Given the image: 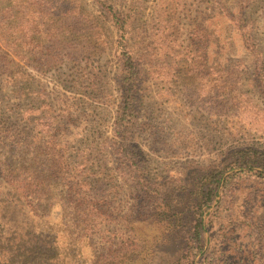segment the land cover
I'll return each instance as SVG.
<instances>
[{
  "label": "rangeland",
  "instance_id": "obj_1",
  "mask_svg": "<svg viewBox=\"0 0 264 264\" xmlns=\"http://www.w3.org/2000/svg\"><path fill=\"white\" fill-rule=\"evenodd\" d=\"M0 264H264V0H0Z\"/></svg>",
  "mask_w": 264,
  "mask_h": 264
},
{
  "label": "trees",
  "instance_id": "obj_2",
  "mask_svg": "<svg viewBox=\"0 0 264 264\" xmlns=\"http://www.w3.org/2000/svg\"><path fill=\"white\" fill-rule=\"evenodd\" d=\"M127 18L123 16L121 19H117L116 23L119 24L120 28H124L127 25ZM131 58L126 59L127 65H125L126 70L123 71V76L121 79V85L123 87V99L119 104L117 117L115 121V126L117 129V135L121 140H124L125 144L121 145V149L123 153H127L131 155L132 162H134L135 169L140 172L144 169V162L142 160L141 152L138 147L129 143L128 140L130 139L129 136L131 130L134 126V116H135V104L134 102L137 101L134 92L132 91V85L134 84L136 73L132 68ZM218 176V175H217ZM222 177V176H221ZM219 181V179H218Z\"/></svg>",
  "mask_w": 264,
  "mask_h": 264
}]
</instances>
